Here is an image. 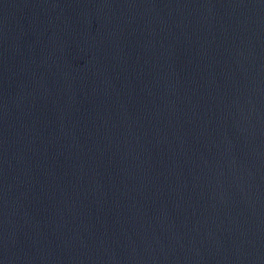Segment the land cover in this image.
Segmentation results:
<instances>
[{
	"label": "water",
	"instance_id": "water-1",
	"mask_svg": "<svg viewBox=\"0 0 264 264\" xmlns=\"http://www.w3.org/2000/svg\"><path fill=\"white\" fill-rule=\"evenodd\" d=\"M0 264H264V0H0Z\"/></svg>",
	"mask_w": 264,
	"mask_h": 264
}]
</instances>
